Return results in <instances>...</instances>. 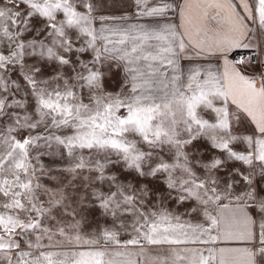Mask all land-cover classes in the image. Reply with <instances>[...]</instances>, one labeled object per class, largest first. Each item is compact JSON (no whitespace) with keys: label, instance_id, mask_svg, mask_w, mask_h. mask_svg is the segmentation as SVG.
<instances>
[{"label":"snow or ice","instance_id":"obj_1","mask_svg":"<svg viewBox=\"0 0 264 264\" xmlns=\"http://www.w3.org/2000/svg\"><path fill=\"white\" fill-rule=\"evenodd\" d=\"M133 3L0 0V264H264V0Z\"/></svg>","mask_w":264,"mask_h":264},{"label":"crops","instance_id":"obj_2","mask_svg":"<svg viewBox=\"0 0 264 264\" xmlns=\"http://www.w3.org/2000/svg\"><path fill=\"white\" fill-rule=\"evenodd\" d=\"M99 11H97L96 15H104V16H122L125 14H132L135 11V6L133 0H104L103 4L98 5ZM135 21H108L107 23H133ZM98 26V25H97ZM120 78V86L123 84V76L119 72ZM122 239H126L127 237L122 235Z\"/></svg>","mask_w":264,"mask_h":264},{"label":"rangeland","instance_id":"obj_3","mask_svg":"<svg viewBox=\"0 0 264 264\" xmlns=\"http://www.w3.org/2000/svg\"><path fill=\"white\" fill-rule=\"evenodd\" d=\"M97 5L103 4L104 0H95ZM31 62V61H29ZM50 71V69H49ZM15 78V77H14ZM106 89L108 91H111L113 93L119 91V86H120V78H119V71H117L115 68H113L111 78L105 82ZM26 133H21V136L25 135ZM45 163H50V158L49 157H43L42 158ZM124 180L131 181L133 178L131 176H124L122 177ZM136 182V181H133ZM99 219V217H97ZM104 221L101 219L100 223H103ZM92 227H95V224L92 225ZM90 230V229H89Z\"/></svg>","mask_w":264,"mask_h":264}]
</instances>
